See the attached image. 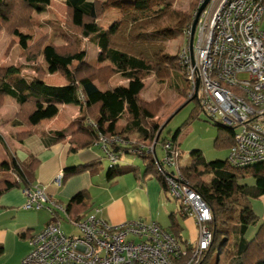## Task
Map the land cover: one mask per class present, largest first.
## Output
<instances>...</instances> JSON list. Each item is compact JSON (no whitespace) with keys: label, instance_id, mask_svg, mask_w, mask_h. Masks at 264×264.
<instances>
[{"label":"trees","instance_id":"obj_1","mask_svg":"<svg viewBox=\"0 0 264 264\" xmlns=\"http://www.w3.org/2000/svg\"><path fill=\"white\" fill-rule=\"evenodd\" d=\"M123 1L131 5V11L123 20L104 29L99 24L106 10L101 0H65L68 9V32L61 39L67 44L57 47L47 43L30 49L29 37L20 34L18 29L30 27L33 13H46L51 0H0V32L7 29L19 36V46L24 54H28L32 61L43 57L48 68L46 71L37 66V76L31 80L22 76L21 69L17 67L1 69L0 111L5 105V99L12 98L21 109L13 125L36 129L43 121L55 118L61 107H79L85 112V116L79 122L76 132L71 136L65 131L53 132L55 143L71 137L70 143L77 145V149H83L99 143L100 137H103L113 152L122 150L126 155L140 158L144 165V177H155L168 196L169 190L163 170L159 166L161 161L158 154H134L132 151L141 144L156 142L157 153L158 145L163 147L168 140L179 150L178 138L181 129L173 137L163 139L162 133L169 121L164 125L156 121L158 105L154 107V103L146 104L141 99V94L145 89L146 77L155 75L164 79L172 70L182 71L178 56H168L164 43L184 34L193 25L195 18L190 13L182 14L172 10L174 0H162L164 7L159 13L168 15L171 20L176 19L178 24L157 29L158 12H153L150 2L160 0ZM81 39L95 44L100 51L98 61L108 62L110 66L98 70L88 64L87 52L82 49ZM102 71L121 76L128 82L127 85L101 90L91 78L96 74L101 77ZM47 72L60 74L67 84H46ZM184 77L186 80L185 74ZM107 79H101L102 83ZM122 120L126 124L123 133L117 135V124ZM212 123L227 132L224 137L216 138L215 147L228 149L229 153L234 144L233 132L221 124ZM33 134L34 130L23 132L16 138L23 142ZM133 135L139 141L131 140ZM117 140L125 141L129 146L122 147ZM0 143L4 144L1 134ZM227 158L207 162L201 151H193L190 164L180 167L189 186L203 198L212 214L209 228L213 234V242L201 264H211L216 251V264H264V221L259 225V218L252 207V201L264 197V162L247 167H234ZM39 165L40 161L33 156L27 162H20L14 156L9 161L2 162L0 169L11 173L14 180H0V198L14 189L31 190L36 187L35 174ZM101 168L102 161L68 167L63 171L62 185L74 176L85 172L93 173ZM139 169L133 165H116L108 168L107 176L113 180L127 174L136 175ZM247 178H252L254 184L241 183ZM89 200L88 192H82L70 200L65 206L69 217L81 218L90 207ZM59 217L63 218L60 215ZM170 222L168 230L188 246L189 242L183 239V227L177 216L172 214ZM251 228L257 230L254 236L249 237Z\"/></svg>","mask_w":264,"mask_h":264},{"label":"built area","instance_id":"obj_2","mask_svg":"<svg viewBox=\"0 0 264 264\" xmlns=\"http://www.w3.org/2000/svg\"><path fill=\"white\" fill-rule=\"evenodd\" d=\"M204 1L199 0L198 8ZM263 26V0H211L199 17L193 40L192 26L184 32L185 44L178 54L188 98L199 103L209 120L233 132L234 144L227 160L234 167L264 162ZM98 144L110 162L109 168L126 155L122 150L113 152L103 137ZM118 144L129 146L125 141ZM156 145L141 144L132 152L156 155ZM162 151L159 166L168 195L178 202L183 219L195 220L196 243L187 246L156 221L111 225L100 216V209L81 218L69 217L65 206L36 186L23 191L24 209L45 207L51 221L29 239L30 252L23 264H201L213 242L211 210L183 176L179 150L168 140ZM62 181L63 173L55 178V186L60 188ZM62 214L72 233L63 230Z\"/></svg>","mask_w":264,"mask_h":264},{"label":"crops","instance_id":"obj_3","mask_svg":"<svg viewBox=\"0 0 264 264\" xmlns=\"http://www.w3.org/2000/svg\"><path fill=\"white\" fill-rule=\"evenodd\" d=\"M56 85L62 86V84ZM62 108L67 107L63 106ZM75 108L80 109L79 107ZM3 111L4 109L1 110V113ZM70 111L69 113H71ZM46 121L48 120L43 121L41 125ZM69 121L68 116L65 126L54 129L47 126L45 129L40 130L41 125L36 129H27L20 126L14 127L13 120H6L5 126L10 128V133L14 135L11 146H9L6 136L0 132L4 140V144L0 143V149L4 151L5 156L0 165L2 162L9 161L11 156H14L20 162H27L32 156L37 158L40 165L35 174L36 185L45 189L50 199L66 206L70 200L80 193H89L90 200L88 204L90 207L81 217L94 209H100V216L114 226L134 220H145L156 221L163 228L169 227L171 224L170 216L172 214L177 216L175 207L170 204L171 197L165 195L160 182L155 177H144L142 161L136 160L137 157L135 156H133L134 160L125 159V157L132 155L123 156L117 166L133 165L140 168L139 172L136 175L127 174L111 180L107 176L108 171L106 170V162H104L106 156L98 143L83 149H77V145H72L70 143L71 137L55 143L56 139L53 132L65 131L69 136L76 132L79 121L72 123ZM120 122L117 124V135H121L125 127ZM12 129H15V132ZM33 130L34 134L23 142L17 140L16 136L19 133ZM95 161H102L101 169L93 173L85 172L74 176L60 188L55 186V178L63 173L66 168ZM109 166L110 162H108V168ZM0 180L13 181L14 176L1 170ZM23 191V189H14L0 198V264H23V260L30 252L29 239L40 233L51 221V214L45 207L40 210L24 209L26 197ZM61 216L65 218L64 214ZM180 222L190 235L189 239L185 240L191 244L196 243L198 230L195 220L184 219ZM64 223L63 230L65 231ZM71 231L73 230L71 229Z\"/></svg>","mask_w":264,"mask_h":264},{"label":"rangeland","instance_id":"obj_4","mask_svg":"<svg viewBox=\"0 0 264 264\" xmlns=\"http://www.w3.org/2000/svg\"><path fill=\"white\" fill-rule=\"evenodd\" d=\"M64 1L65 0H51V5L46 13H33L30 17V27L18 29L20 34L29 37L28 45L30 49L47 43H52L57 47H62L67 44L61 39V36L68 32L66 26L68 22V9ZM174 1L175 3L171 8L172 10L182 14L190 13L193 18L195 17L198 10L199 0ZM101 2L104 4L106 10L105 14L100 18L99 24L104 29H107L114 23L123 20L128 12L131 11V5L124 3L123 0H101ZM150 3L153 8V12H158L157 29L166 28L168 26L174 27L178 24V21H175L176 19L172 18L171 20L168 15L159 13V10L164 7L162 0ZM81 41L82 49L87 52L88 64L98 70H102V68L110 66V63L108 62L100 63L98 61L100 51L95 44L87 39H81ZM19 42V36L9 32L7 29L0 32V70L11 66L17 67L21 69L22 76L30 80L37 76V71L35 70L37 66H40L41 69L47 71L48 68L44 58L39 57L38 61H32L28 54H24V50L19 46ZM164 44L167 47L166 54L168 56H178L180 50L185 44V36L184 34H181L176 38L166 41ZM167 77L164 79H159L155 75L146 77L144 80L145 89L141 94V99L146 104L154 103V107L158 105L159 113L157 114L155 120L161 125H164L169 121L162 133L163 139L173 137L177 130L181 129V134L178 138L179 166L186 167L190 164L191 153L193 151H201L207 162L226 160L228 156V149L215 147V141L218 136L224 137L227 132H225V130H220L217 126H215L206 117V115L200 111V109L197 110V101H191L189 104L184 106L190 99L188 98V86L183 70H172ZM106 78L108 79L102 83L101 79L105 80ZM91 79L102 90L120 85L125 86L128 83L121 76L112 75V73L108 71H102L101 77L99 74L93 75ZM45 82L49 85L67 84L66 80L60 74H49L48 72L46 73ZM19 107L20 106L15 102V100L12 98H6L5 105L3 107L4 111L2 113L0 111V132L6 136V139L10 144L9 146H11L14 134L10 133V128H7L4 123H6L5 121L8 119H11L14 123H16V115L19 111H21ZM64 107H67L68 109L61 107V114L53 120L46 121L44 123L45 125H41L39 129H45L47 126H50L53 129L56 127H63L67 124L68 116L70 118L69 122L71 123L74 121L80 122L85 116V112L82 113L80 109L75 108L76 106L71 105ZM69 110H71V113H69ZM125 122V120H122L120 124L125 125ZM12 130L15 132V129ZM131 140L139 141L138 137L134 135L131 136ZM157 154L158 159L161 161L163 158L161 144L157 147ZM4 157V151L0 149V162ZM125 159L134 160L133 156L125 157ZM135 159L141 161L140 158ZM104 162H106V170L108 171L109 160L106 158ZM241 183L253 185L254 180L252 178H247ZM170 204L175 207L179 221H183L184 219L179 215L177 202L170 198ZM252 207L259 218L258 221L260 225L264 221V197L259 200L252 201ZM64 222V227L66 228L65 231L67 233H72L71 228L67 225V221L65 220ZM169 227L165 228L169 229ZM256 230L257 228H251L248 234L249 237L254 236ZM182 236L184 240H188L190 235L189 232L184 229L182 231ZM217 254L218 252L216 251L211 260V264H216Z\"/></svg>","mask_w":264,"mask_h":264},{"label":"water","instance_id":"obj_5","mask_svg":"<svg viewBox=\"0 0 264 264\" xmlns=\"http://www.w3.org/2000/svg\"><path fill=\"white\" fill-rule=\"evenodd\" d=\"M211 0H205L204 3L198 8V11H197V15L194 19V22H193V25H192V40H193V37L195 35V32H196V28H197V24H198V20H199V17L201 16V14L203 13V11L206 9V7L208 6V4L210 3ZM197 90H198V87H197ZM197 97V93L195 95V98ZM191 101H189L190 103ZM188 104V102L186 103ZM185 104V105H186ZM184 105V106H185Z\"/></svg>","mask_w":264,"mask_h":264}]
</instances>
